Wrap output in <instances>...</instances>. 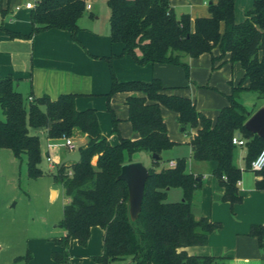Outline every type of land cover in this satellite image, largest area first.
<instances>
[{"label":"trees","instance_id":"1","mask_svg":"<svg viewBox=\"0 0 264 264\" xmlns=\"http://www.w3.org/2000/svg\"><path fill=\"white\" fill-rule=\"evenodd\" d=\"M89 1L40 0L30 10L31 31L10 32V35L31 37L56 28L69 31L76 41L77 21ZM106 1L110 10V41L121 43L119 56L129 55L137 65L174 64L182 66L188 74L184 56L196 58L214 48L220 50V55L228 53L229 60L238 62L244 71L243 80L227 95L228 105L212 121L196 109L192 99L166 93L167 88L158 78L148 82H121L111 69L112 85L106 94L107 102L116 92L143 94L132 93L125 99L127 120L138 137L119 136L118 143L111 144L101 135L95 110L75 108V94L63 93L54 100L43 95L28 101L15 89V79L5 76L0 78V149L10 150L18 159L25 157L28 176L37 178L44 173L40 168L42 153L37 130H45L51 139L72 136L75 131L86 136V142L78 147L80 160L57 165L53 174L54 182L61 185L66 198L59 222L65 234L54 240L65 249L51 252L55 264L68 263V248L73 241L86 246L93 226L103 230L102 252L93 257L98 264L127 258L130 261L124 264H220L216 257L188 255L184 249L206 244L219 223L195 217L192 201L203 182L200 175L188 171L186 158H177L174 166L163 159V152L176 143L167 135L160 106L174 111L177 122L188 134L197 128L189 141L191 158L207 163L224 188L223 201L231 205L240 202L237 183L242 170L233 163L232 137L244 140L247 167L264 149V139L244 126L254 111L239 101L243 91L254 92L264 100V0H255L241 23L234 21L235 0L209 3V16L193 21L188 14L177 17L169 0ZM110 59L106 58L111 66ZM244 80L246 85L242 84ZM107 109L112 132L119 134L118 120L108 103ZM142 153L149 154L152 163L147 167L149 174L141 210L132 220L127 185L118 175L123 164L139 161L135 155ZM256 173L262 175L256 187L264 188V168ZM172 188L180 189V200H167L168 190ZM249 234L262 245L264 224L252 225Z\"/></svg>","mask_w":264,"mask_h":264},{"label":"crops","instance_id":"2","mask_svg":"<svg viewBox=\"0 0 264 264\" xmlns=\"http://www.w3.org/2000/svg\"><path fill=\"white\" fill-rule=\"evenodd\" d=\"M26 1L6 0L4 3L0 0V25L3 27L0 28V78L11 76L15 79V89L24 98L32 96L34 99L47 95L54 100L63 93L75 94V108L78 111L94 109L101 135L111 144L118 143L119 136L129 139L138 137V133L127 120L128 108L125 99L132 93L143 95L141 92H116L107 102L106 94L112 85L111 69L115 78L121 82L129 80L148 82L158 78L167 88L166 93L192 99L196 109L212 121L216 120L219 110L228 105L227 95L231 93L232 87L243 80L244 71L240 64L231 62L228 53L220 55L218 48L196 58L184 56L182 60L188 65V74L185 76V69L179 65L152 63L137 65L129 55L119 56L123 45L110 41L109 30L99 33L81 28L79 24L76 41L71 38L69 31L56 28L46 29L31 37L11 36L10 32L28 34L31 31V9L24 7ZM216 1L169 0L177 17L188 14L192 21L197 17L209 16L208 5ZM254 1L235 0V23L244 20L245 11L252 8ZM16 5L20 6L19 10H15ZM90 9L91 5L87 10ZM1 11L4 14H1ZM107 57H111V66L106 60ZM242 84L246 85L247 81L244 80ZM248 96L257 100L259 98L254 92L243 91L239 99L243 101L249 98ZM107 103L118 120L119 134L112 132L111 114L107 109ZM260 107H264V102L250 111L255 112ZM160 109L167 135L176 143L172 149L166 151V155L163 152L162 156H167L168 158H165L169 161L186 158L188 171L200 175L203 182L192 201L195 217H205L209 221L219 223V227L209 235L206 244L186 246L184 248L186 253L216 257L220 264H264V241L259 245L257 238L249 234L252 225L264 224V188L256 187V181L260 180L262 175L247 167L244 144H235L233 150V163L242 170V174L237 183L241 201L231 205L230 202L222 200L224 188L211 174L207 163L191 158L189 141L197 128H192L188 134L177 122V114L174 111L164 106H160ZM36 132L40 138L42 161H45L48 172L52 170L50 174L53 176L67 149L62 146L53 147L57 149L59 161L52 159L50 164L45 157L50 156L52 148L47 147V142L51 138L46 136L45 130ZM73 136L78 141L76 149L86 142V136L78 131H75ZM135 159L146 167L152 163L147 153L136 154ZM141 159L149 162L145 163L146 161ZM41 169L43 172L46 171L42 167ZM50 192L52 196L54 193L52 198H55L59 189L51 186ZM169 194H173L169 201H177L182 197L178 188L169 189L167 196ZM102 235L103 230L99 226H93L86 246L73 241L68 248L67 264H98L93 257L102 252ZM64 249L54 242L49 244L46 247L49 264H55L51 252Z\"/></svg>","mask_w":264,"mask_h":264},{"label":"rangeland","instance_id":"3","mask_svg":"<svg viewBox=\"0 0 264 264\" xmlns=\"http://www.w3.org/2000/svg\"><path fill=\"white\" fill-rule=\"evenodd\" d=\"M89 3L91 9L85 8L77 24L86 30L108 32L110 10L107 1L90 0ZM239 101L248 110L264 102L261 98L251 97L245 98L244 102ZM73 135L69 137L78 145ZM53 147L60 146H50L51 159L59 161L57 149ZM165 157L168 158L164 156L163 159ZM142 161L149 162L146 159ZM41 167L46 170L44 160L40 163ZM50 172L46 170L37 178L29 177L25 157L18 159L10 150L0 149V264H49L46 247L63 236L59 222L66 202L61 185L54 182ZM51 186L59 189L55 198H52ZM172 197L173 194H169L167 200ZM129 261L130 258H127L112 264Z\"/></svg>","mask_w":264,"mask_h":264},{"label":"water","instance_id":"4","mask_svg":"<svg viewBox=\"0 0 264 264\" xmlns=\"http://www.w3.org/2000/svg\"><path fill=\"white\" fill-rule=\"evenodd\" d=\"M245 128L264 139V107L258 108L252 113L244 123ZM155 157V155H153ZM81 158L80 151L76 149L71 153H65L58 166L68 162H78ZM149 171L140 161L125 163L121 166L118 178L125 181L128 190L129 216L132 220L136 219L143 199L145 182Z\"/></svg>","mask_w":264,"mask_h":264},{"label":"built area","instance_id":"5","mask_svg":"<svg viewBox=\"0 0 264 264\" xmlns=\"http://www.w3.org/2000/svg\"><path fill=\"white\" fill-rule=\"evenodd\" d=\"M39 1L40 0H27L25 2V4H24V7L28 8V9H33ZM14 8H15V10H19L20 6L16 5ZM89 8H90V3L88 2L86 4V9H89ZM27 100L28 101H32L33 97L32 96H28ZM232 143L233 144H237V145H242V144H244V140H242L238 136H233L232 137ZM55 145L65 147L67 149L68 153H71V152L76 150V145L73 142L72 138H70L69 136H66V135H62L61 137L56 138V139H52V140L50 139L47 142V147L48 148L50 146H55ZM45 159L47 160V162L52 164V159H51V157L49 155H46ZM174 165H175V161H170L169 162V166H174ZM249 168L252 171H255V172L256 171H261L264 168V149H261L256 154V156L250 161V167ZM68 173L71 174L70 171Z\"/></svg>","mask_w":264,"mask_h":264}]
</instances>
